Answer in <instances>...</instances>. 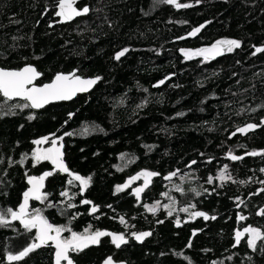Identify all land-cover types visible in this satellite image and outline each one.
Here are the masks:
<instances>
[{
    "label": "trees",
    "instance_id": "trees-1",
    "mask_svg": "<svg viewBox=\"0 0 264 264\" xmlns=\"http://www.w3.org/2000/svg\"><path fill=\"white\" fill-rule=\"evenodd\" d=\"M178 2L193 6L76 0L74 7L90 11L60 22L58 0H0V67L34 65L41 73L39 84L74 70L83 77H102L89 94L41 110L15 108L25 102L0 95V210H18L29 187L27 176L39 177L54 167L51 161L36 163L31 153L50 148L36 146L37 138L57 133L63 137L57 140L64 164L70 172L90 176V185L81 193L78 181L69 185L72 177L57 171L44 181L47 199H31L29 213L39 209L49 223L77 233L100 230L124 233L128 239L117 248L111 237H102L99 244L70 253L75 264H100L108 256L125 264H264V241L253 250L246 234L233 247L236 230L252 226L264 231V216L257 214L264 207V192L259 191L264 188V155H245L264 150V125L231 135L264 118V53L252 55L253 45H264V0ZM200 25L204 27L195 36L178 40ZM222 39L239 40L241 47L209 60L187 59L181 51ZM124 48L129 51L116 60ZM10 109L15 114H2ZM229 150L243 159L231 160ZM24 154L23 165H9V158L19 161ZM224 165L231 180L218 179ZM143 170L159 175L140 198L133 189L143 185L142 178L115 192ZM173 171L177 175L165 179ZM65 190L69 195L62 197ZM237 198L244 204L237 207ZM84 199L98 206L95 213L92 205L81 203ZM157 201L155 214L143 206ZM68 203L75 207L67 208ZM164 204L174 209L171 216ZM190 205H195L190 211L216 219L190 218L181 211ZM144 231L152 235L143 242L131 236ZM35 232L16 221L0 226V264H53L51 243L21 261L7 260L9 252L31 243ZM61 236L68 238L71 232Z\"/></svg>",
    "mask_w": 264,
    "mask_h": 264
},
{
    "label": "snow or ice",
    "instance_id": "snow-or-ice-1",
    "mask_svg": "<svg viewBox=\"0 0 264 264\" xmlns=\"http://www.w3.org/2000/svg\"><path fill=\"white\" fill-rule=\"evenodd\" d=\"M76 0H58L57 8L58 11L55 12V15L60 17V22L71 21L75 17H79L82 15L87 14L90 9L88 6H85L83 9L78 10L74 7ZM163 3L174 5L177 9L180 8H189L193 5L190 3H179L178 0H162ZM196 4L201 3V0H195ZM204 25H200L199 27L194 28L188 36H195L197 33L201 31ZM15 39V37L13 38ZM183 39V37H181ZM241 47V41L235 39H222L217 40L215 43L208 47H203L200 49L195 50L194 52H188L185 50L184 55L185 58L191 59L193 56H202L204 60L214 59L216 56L223 55L225 52L231 53L234 49ZM255 51L252 55H256L257 53H264V45L262 46H255L253 45ZM129 51L128 48H124L121 51L115 54V59L120 60L127 52ZM41 73L31 65L25 66L20 70H5L0 68V95H2L5 100H12L13 98H22L26 101L23 104H17L13 107L20 108V109H40L43 108L45 105L49 104L53 101H61V100H69L73 96H75L78 92H86L88 91L93 85H95L99 80L102 79L100 76H96L94 78H82L79 75H76L75 72L70 74H63L58 73L51 83L44 84L43 86H36L34 81L39 77ZM164 80H161L159 84H163ZM264 107V106H262ZM252 111H256L255 108ZM3 115L15 114L14 112L9 110V112H3ZM71 115V114H70ZM177 115H184V113H178ZM33 116H29V119H33ZM264 125V118L261 119L260 124L248 123L243 127H238L234 132L231 133L232 136H235L237 133L240 134H247L249 131L256 129ZM65 135H72V133H65ZM49 138L44 137L38 140H35L34 143L39 145L47 141ZM57 139L62 140L63 137L53 138L52 144L53 147L41 149L36 148L32 153L31 156L35 160L36 163L40 161H51L52 164L55 166V169L67 173L72 177V179L68 180L67 183L69 185L73 184L74 181H78L81 188L80 191L83 193L91 182V177H84L74 172H70L68 167L64 164L62 159L63 153L61 152L60 147L56 146ZM150 147V146H149ZM245 155L249 156H258L264 155V150L261 151H252L247 152ZM227 156L233 160H241L243 159L242 156L234 155L231 150L227 153ZM28 158L27 154L21 156L19 161H13L9 158L8 163L9 165L12 164H20L23 165L25 160ZM3 159L0 158V163H3ZM196 161H191V164H196ZM191 166V165H189ZM228 165H224L223 169L220 170L218 179L220 181L231 180L232 177L230 174L227 173ZM261 172H264V168L260 169ZM52 171H46L39 177L36 176H27V183L29 187L23 193V202L19 204L18 210H13L12 208H8L6 210H0V226L8 227L10 226L11 221H19L24 229L31 231L33 229L36 230L35 237L33 238L32 242L29 243L26 247H24L18 253L13 254L9 252L7 254L8 261H21L24 257L28 256L34 250L48 245L50 242L54 245L55 248V264H62V262H66V264H74L73 259L71 258L70 253H78L83 251L85 248L89 247L90 245H96L100 243L102 237H111V242L117 247L120 248L121 245L127 244L128 239L125 237L124 233H112L108 231H94L90 232L85 230L84 233H77L75 231H71V229H66L63 226H54L53 224L49 223V221L41 214L40 210L37 209L32 213H29V201L31 199H35L37 201L47 199L48 193L42 191L44 189V181L46 177L52 176ZM159 175L157 172L143 170L138 173L136 176L131 177L130 180L125 183L124 185H117L115 188V192L119 193L124 189L128 188L132 181L139 180L143 177V185L136 187L133 189V192L137 198H140L141 193L149 186L153 177ZM177 172L173 171L165 179H171L172 177L176 176ZM213 177H208V183H213ZM251 179V178H250ZM240 183H246V181H240ZM260 183L264 184V181H260ZM195 192L196 196L202 195V192L197 191L195 189L192 190ZM204 191H207L205 189ZM260 192H264V188L259 190ZM257 193H252V195H256ZM62 197H67L69 195L68 191H62L60 193ZM165 196L168 193H164ZM240 204H244L243 200L237 198ZM82 204H89L92 205L91 212L95 213L98 209V206L93 205L92 201L84 199L81 201ZM49 207H56L55 204H49ZM148 212L155 214L159 207L160 202L157 201L154 204H145L143 205ZM75 207L74 204L68 203L67 208ZM111 207V205H109ZM163 207L168 210V215L171 216L173 214L174 209L170 207L169 204H164ZM190 208L194 209L195 205H190L189 207L182 208L181 211L185 213H189L190 218L195 217H203L205 220L216 219L215 216L209 217L208 214L204 213L203 211H190ZM65 211L62 209V212ZM260 216H264V208H261L258 213ZM10 216V220L8 217ZM74 218V217H73ZM239 219L244 220L246 217L241 215ZM120 222L125 223L124 217H120ZM162 223V221H158ZM181 221L179 218L176 220L177 226H179ZM70 231L71 236L68 238H62L61 233L64 231ZM247 234V245L249 248L255 250L257 248V241H264V231L260 228L248 226L243 228V230H236L235 232V243L233 247L238 246L241 243V240ZM152 233L150 231L144 232H132L131 236L135 238V240L139 242H143L146 237L151 236ZM195 235V232L193 233ZM189 247L191 246V242H189ZM261 251H264V243L260 245ZM231 259V257H229ZM249 259H251L249 257ZM104 264H113L112 258L108 257Z\"/></svg>",
    "mask_w": 264,
    "mask_h": 264
},
{
    "label": "water",
    "instance_id": "water-1",
    "mask_svg": "<svg viewBox=\"0 0 264 264\" xmlns=\"http://www.w3.org/2000/svg\"><path fill=\"white\" fill-rule=\"evenodd\" d=\"M183 37V39H185V38H187V37H189L188 36V34L187 35H185V36H182ZM178 40H181V37L178 39ZM221 56V55H220ZM220 56H216L214 59H216V58H218V57H220ZM199 57H202V56H199ZM203 58V57H202ZM28 65H31V64H28ZM28 65H25V66H28ZM25 66H23V67H21V68H19V69H8V68H3V69H5V70H20V69H22V68H24ZM31 66H34V65H31ZM35 67V66H34ZM0 68H2V67H0ZM36 68V67H35ZM73 72H75L76 73V75H79L78 73H77V71H71V72H60V73H63V74H70V73H73ZM58 74V73H57ZM57 74H55L54 75V77L51 79V81H49V82H45V83H42V84H39L38 83V81H39V79L41 78V75L39 76V77H37V79L34 81V84L36 85V86H38V87H40V86H43L44 84H47V83H51L52 81H53V79L55 78V76L57 75ZM79 76H81V75H79ZM82 78H94V77H83V76H81ZM96 85V84H95ZM95 85H93L88 91H86V92H78L75 96H73L71 99H69V100H61V101H53V102H50L49 104H47V105H45L43 108H45L46 106H48V105H50V104H55V103H61V102H71V101H73L78 95H86V94H89L92 90H93V88L95 87ZM2 96V95H1ZM3 97V96H2ZM4 98V97H3ZM5 99V98H4ZM8 101H24L22 98H19V97H17V98H13L12 100H8ZM24 102H26V101H24ZM43 108H40V109H32V110H41V109H43ZM73 115V114H72ZM44 137H48L49 139L47 140V141H45L44 143H42V144H39V145H37L36 144V146H39V147H46V146H50V147H53V144H52V139L53 138H57V133H52V134H48V135H45V136H42V137H39V138H37L36 140H38V139H41V138H44ZM56 146L57 147H59V144H58V140H57V143H56ZM49 171H52L53 172V174L55 173V172H57L58 170H56L55 169V166L51 169V170H49ZM42 175V174H41ZM50 177V176H49ZM48 177H46V179H47ZM142 178V177H141ZM140 178V179H141ZM45 179V180H46ZM138 180H135V181H133V182H137ZM29 207H30V201H29ZM264 208V207H263ZM28 211H29V208H28ZM16 222H18V223H20L19 221H16ZM21 224V223H20ZM51 243V242H50ZM51 246L53 247V249H54V252H53V264H55V248H54V245H52L51 244ZM108 257H111V256H108ZM108 257H106L100 264H104V262H105V260L108 258ZM112 258V261H113V264H125V262H122V261H116V260H114L113 259V257H111ZM62 264H66V262H62ZM75 264V263H74Z\"/></svg>",
    "mask_w": 264,
    "mask_h": 264
},
{
    "label": "rangeland",
    "instance_id": "rangeland-1",
    "mask_svg": "<svg viewBox=\"0 0 264 264\" xmlns=\"http://www.w3.org/2000/svg\"><path fill=\"white\" fill-rule=\"evenodd\" d=\"M185 51H188V52H194L195 50H185ZM183 53H184V51H183ZM142 179H143V177H142ZM141 182V181H140ZM132 185L130 184L129 185V187H131Z\"/></svg>",
    "mask_w": 264,
    "mask_h": 264
}]
</instances>
